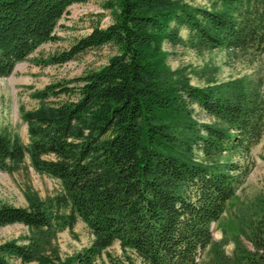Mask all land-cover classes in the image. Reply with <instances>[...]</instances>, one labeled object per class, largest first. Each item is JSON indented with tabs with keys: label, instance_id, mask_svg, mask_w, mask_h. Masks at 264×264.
<instances>
[{
	"label": "trees",
	"instance_id": "trees-1",
	"mask_svg": "<svg viewBox=\"0 0 264 264\" xmlns=\"http://www.w3.org/2000/svg\"><path fill=\"white\" fill-rule=\"evenodd\" d=\"M86 1L0 0V77L54 42L68 8ZM219 1L221 9L207 10L180 0H103L111 24L47 60L61 66L103 46L114 50L104 66L33 94L40 105L22 114L27 151L0 133V171L17 169L27 153L34 170L62 188L26 208L0 202V227L31 232L26 244L0 245V264H47L51 240L78 220L91 243L59 264H92L115 243L124 264H198L214 245L211 224L248 173L232 156L247 157L264 135L260 84L192 86L169 68L162 45L178 44L184 29L197 51L263 54L264 0ZM245 212L223 264H264V198Z\"/></svg>",
	"mask_w": 264,
	"mask_h": 264
},
{
	"label": "rangeland",
	"instance_id": "rangeland-1",
	"mask_svg": "<svg viewBox=\"0 0 264 264\" xmlns=\"http://www.w3.org/2000/svg\"><path fill=\"white\" fill-rule=\"evenodd\" d=\"M180 1L192 8L211 10L223 7L219 0ZM111 22V13L103 7V0H87L71 5L57 24L54 32L56 40L38 47L27 60L18 63L9 76L0 77V133L17 138L27 151L30 138L22 114L40 105L33 94L47 85L82 76L104 66L114 50L110 46H103L87 51L61 66L46 64L47 60L68 50L78 40L87 37L94 28L106 29ZM178 37V44L171 45L165 41L162 49L169 68L186 76L190 85L204 87L208 83L244 79L260 84L257 85L258 92L264 102V53L232 54L222 49L197 51L189 47L188 33L184 29L178 31ZM194 111L199 120L209 122L197 107H194ZM232 160L238 161L240 166L246 165L248 173L241 180V186L219 221L211 224L214 245L201 255L198 264H223V257H231L239 237L242 214L258 199L264 198V135L247 157L238 154L232 156ZM61 192V184L57 179L34 170L27 153L17 169L0 171V202L26 208L33 197L46 201ZM30 235V230L23 225L3 226L0 227V245L7 242L23 245L28 242ZM91 240L86 225L78 220L72 231L64 229L56 234L43 256L47 264L63 263L81 254ZM10 264L38 263H21L11 259ZM92 264H124L119 245L113 244Z\"/></svg>",
	"mask_w": 264,
	"mask_h": 264
}]
</instances>
